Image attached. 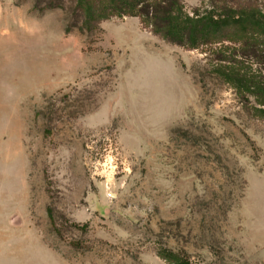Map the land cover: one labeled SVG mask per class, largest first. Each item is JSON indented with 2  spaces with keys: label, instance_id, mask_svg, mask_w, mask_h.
Masks as SVG:
<instances>
[{
  "label": "rangeland",
  "instance_id": "rangeland-1",
  "mask_svg": "<svg viewBox=\"0 0 264 264\" xmlns=\"http://www.w3.org/2000/svg\"><path fill=\"white\" fill-rule=\"evenodd\" d=\"M36 1L0 0V264H264L263 47L189 50L130 16L67 34L72 4Z\"/></svg>",
  "mask_w": 264,
  "mask_h": 264
},
{
  "label": "trees",
  "instance_id": "trees-1",
  "mask_svg": "<svg viewBox=\"0 0 264 264\" xmlns=\"http://www.w3.org/2000/svg\"><path fill=\"white\" fill-rule=\"evenodd\" d=\"M65 2H70L74 9V23L67 26V34L75 29L82 35L92 34L103 20L130 16L139 17L145 27L167 43L189 50L208 45L232 29L238 30L246 43L254 40L257 50L264 49V17L256 10L232 9L217 15H191L185 12L181 0H59L51 1L46 9H66ZM38 5L37 0L35 7ZM40 114L37 112L36 118ZM47 212L53 220V211L49 208ZM158 256L168 264H193L166 248L160 249Z\"/></svg>",
  "mask_w": 264,
  "mask_h": 264
}]
</instances>
